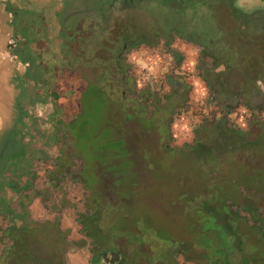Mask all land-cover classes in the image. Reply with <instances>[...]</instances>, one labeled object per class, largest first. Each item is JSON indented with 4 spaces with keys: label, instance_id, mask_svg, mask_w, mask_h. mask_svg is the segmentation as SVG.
<instances>
[{
    "label": "trees",
    "instance_id": "1",
    "mask_svg": "<svg viewBox=\"0 0 264 264\" xmlns=\"http://www.w3.org/2000/svg\"><path fill=\"white\" fill-rule=\"evenodd\" d=\"M208 2L212 3L207 4L202 0L200 2L207 8L208 13H192L191 28L180 29L182 39L199 46L195 70L206 88L205 105L208 108L207 113L202 115L192 129L193 145L189 149L181 150V153L193 154L196 165L192 178L200 184L202 182L200 190L190 192H194L195 198L199 200L192 203L190 214L184 215V230L179 240L184 242L185 246L181 250L158 246L152 241L145 244L141 240L137 241L140 235L133 227L127 229L122 225L132 217L141 188L133 171V153L125 148L120 129L114 132V123L108 118V111L103 117L104 129L107 131L97 137H102L106 145L115 142L117 150L106 147L110 154L102 152V161L109 168L118 170L102 173L104 177L111 178L103 189L104 184L100 183L94 169L85 176L79 173L75 178L86 186V198H94L96 203L86 207L91 208L90 213H76L82 233L91 241L89 251L92 264L101 259L106 264H175L176 256L180 253L192 254L194 264H264V211L250 198L264 195V97L258 98L261 96L260 87L264 85V20L262 17L257 18L260 25L258 32L262 37L258 40L248 38L244 34L240 35L242 26H236V22H240V16L238 19L234 17L236 10L231 4L214 0ZM235 14L238 15L239 12ZM193 20L196 21L195 26ZM168 43L165 42V45ZM69 56L71 60L72 57ZM172 56L175 62L180 61L181 55L172 51ZM89 57L87 66H97L91 80L96 83V77L101 76L105 81L102 86L96 83L97 88L94 91L103 102L110 104L112 101L106 94L108 90L103 87L108 80L104 71L110 66L117 80H120L128 75L129 66L123 65L120 60H116L114 64L112 61L110 63L111 59L105 61L107 65H102V61L93 56ZM83 61L84 57L81 59V62ZM167 81L172 86L168 94L155 97L154 92L146 91L137 96H128L137 102L139 99L138 104L143 108H146L142 104L145 99H150L152 110L147 114H141L139 108L134 112V104L123 101L135 87L131 89L127 85L117 84L115 90V100L120 104L117 110L122 112L123 119H126L125 116H132L136 118L139 126L151 127L157 135L159 147L163 149H167L169 125L162 127L164 115L159 114V110L168 114V122L175 97L181 100L187 92L183 83L175 84L177 82H173L170 76ZM161 98L164 101L162 103ZM127 106L130 111L124 113L123 110ZM241 107L249 113L248 117L243 116V128L235 123V117ZM57 110L54 107L53 111ZM52 122L51 142L59 144L61 128L54 120ZM120 124L118 122L119 128ZM65 126L76 127L73 123L65 124L64 128ZM59 155L53 163V174L50 177L53 185L57 184L58 179L74 175L72 172L75 171L71 168L70 156L64 155V151H59ZM64 156L68 159L60 161L59 157ZM146 158L141 157L145 161ZM77 159L81 163L84 161ZM209 162H212V165ZM97 165V162H92V167ZM79 166L81 167L80 164L77 167ZM128 173L132 179L129 182ZM92 176L96 182L93 186L87 182ZM182 184L187 185L182 180L180 188ZM106 189L108 191L104 192ZM147 190L151 193V202L152 198H161L162 190L159 184L150 183ZM190 196L179 190V197ZM109 199L117 200L118 204L109 203ZM100 212L103 213V218H108L105 227L100 225ZM208 216L211 217V227L205 225ZM141 218L145 219V216L142 215ZM195 218L199 222L194 223ZM45 226H50L55 237L45 236L48 231ZM62 236L55 223L37 224L31 222L25 214L19 218L18 224L10 221L4 228H0V241L5 243L0 249V264H65L66 243ZM142 245H147L148 251L141 250Z\"/></svg>",
    "mask_w": 264,
    "mask_h": 264
},
{
    "label": "rangeland",
    "instance_id": "2",
    "mask_svg": "<svg viewBox=\"0 0 264 264\" xmlns=\"http://www.w3.org/2000/svg\"><path fill=\"white\" fill-rule=\"evenodd\" d=\"M31 1L32 7L40 11L45 10V13L50 16L48 17L49 36L53 35L58 39L69 41V44L73 42V40L75 41V43L71 45V49H69V44L65 45L66 43H60L62 54L67 56L71 55L72 59L70 60L67 58L63 60L66 66L62 73V79L60 80L59 77H57L55 71V80L52 82L54 89L57 91V93L54 92L52 94L53 99L58 104H63L64 107L63 116L59 119L60 122H55L59 124L61 128L59 132L61 142L59 145H61L64 154L70 156L71 168L75 171L72 172L74 175L70 177L66 176L58 179L56 184L57 187L51 190V197L63 196L73 199L76 206L72 209H76L78 203L76 198L78 197L79 201H82V204L84 198H86V186H84L82 182L75 180L79 173L85 176L94 169L98 180H100L101 184H104L102 185V189L106 188L105 185L111 181L110 177H104L102 173H113L115 170H118V168H109L106 166L102 161L104 155L102 152L110 154L105 148L110 147L109 149H114L115 151L117 150L116 144L114 142L110 143V145H106L102 137H97L107 131L104 129L105 123L103 117L107 115L109 111L108 118L114 123V132L120 129L119 132L125 148L133 153V171L136 175V180L139 182V187L141 188L138 196L139 199L136 203L137 206L135 207V211H133L132 217L128 218L126 222H123L122 225L127 229L133 227V229L138 232L140 238L137 239V241L141 240L145 244L152 241L153 244L158 246L167 248L174 247L183 250L185 243L181 242L179 237L182 236L184 230V227H182L184 215L186 214L187 216V214H190L191 209H193L192 203L199 200L195 198L194 192H190L200 190L202 182L200 184L192 178V171L195 169L196 165L193 154H186L187 152L181 153V150L189 149L191 145H193L194 136L192 129L195 124L200 121L202 115H205L208 111L205 105L207 91L195 70L199 46L187 41L185 42V40H176L174 42H169L167 45L160 41H156L150 47H136L126 56V64L129 66L127 74L135 81V89L131 93H128V95H126L127 97L131 94L134 96H137V94H144L146 91L154 92L153 95L155 97L168 94L172 88L167 81L168 76L172 78L173 82H177L175 84L183 83L187 86H184L187 92L183 99L179 100L178 97H175V104L168 122V114L162 113L161 109L159 110V114L162 116L164 115L162 127L164 128L169 125V136L168 141H166L168 150L163 149L158 146L157 135L151 127L147 126L144 128L143 126H139L136 118L132 116H125L126 119H123L122 112L117 110V106H120V104L115 100V86L112 87V90L106 92L109 99L112 101V103L108 104L105 101L103 102L94 91V89L97 88V84L102 86V83H105L104 79H102L101 76H97L96 84L92 80H85V77L80 75L83 72L86 75L93 74L95 70L92 69L90 71L84 69L81 65L78 66L83 56L79 51L77 41L80 37L88 35L90 29L98 30L101 26L100 23L102 21L98 13L101 0ZM202 1L204 3L207 2V4L212 3L208 2V0ZM214 1H223L224 3L231 4L236 10L234 12V17L238 19L240 16V22L237 21L236 26L237 24L242 26V28L240 27V35L244 34L248 38H256L257 40L262 37L258 32L260 25L257 18L263 17L264 0ZM200 2L201 0H195L192 4L191 10L193 14L200 13L201 11L208 13L207 8L203 7ZM52 10L56 12L50 13ZM237 12H239L238 15L235 14ZM109 15L110 16H108L106 20L107 26H110L111 22L116 21L117 18H122L126 22L130 19L128 14L115 10L110 12ZM143 20L147 22L145 18H143ZM192 23L194 26L196 25V21L193 20ZM78 24H82V27L81 25L76 27ZM150 29L155 33L159 30L160 32L162 31L158 28L151 27ZM24 31L23 29L16 28L12 30L11 36L15 39L16 33L21 34L24 33ZM197 31L198 28L196 29V32ZM30 35L36 42L42 39V34L39 32H33L30 33ZM106 36L107 34L103 35V37ZM40 45L42 46V42L31 46V50L29 51L23 48L22 55H28L29 52H31V57L29 56L28 59H35L39 56H41L42 59L48 58L51 52H53L52 46H50L49 50H46L43 46L42 51ZM172 51L181 55L179 62H175ZM104 52L105 51H103V53ZM109 52L112 53L111 50H109ZM37 58L36 61L38 62ZM260 89L261 96H258V98L264 97V85H261ZM143 97L145 99V95H143ZM127 101L134 104V112H136L135 110L138 108L141 110V114H147L152 110L150 99H145L142 103L146 108L139 106V99L138 102L132 99H128ZM162 102L164 101L161 98L160 103ZM128 107L129 106L124 108V113L130 111ZM61 111L62 110L55 111L53 115L56 116V114ZM243 116L248 117L249 113L247 114V111L241 107L238 109V114L235 117L236 125L241 128L245 127V118L243 119ZM108 118L107 122L109 123L110 120ZM118 122L121 123L120 128ZM69 123L75 124L76 127L70 128L65 126L64 128V125H68ZM6 137L8 136L6 135ZM0 138L3 139L4 135L0 136ZM2 141L0 144L3 146L0 147V151H7V149L13 147L15 144V141L11 139H3ZM116 142L119 143V141ZM52 148V154L54 156L51 160L54 162L55 159L60 156V148L59 146H52ZM140 154H142L141 157L143 159L147 157V160L141 159ZM184 154H186V156ZM66 156L59 157L60 161H66L68 159ZM77 158L83 159V163ZM134 161L136 162L134 163ZM92 162H97L98 165L92 167ZM146 163L147 165H145ZM79 164L81 167H77ZM209 164L212 165V162H209ZM128 174L129 176L127 179L129 182L132 179L131 174ZM182 180L185 181L187 185L182 184V188H180ZM87 182L91 186L96 183L93 176L88 179ZM150 183L159 184L162 190H160L161 198L158 200L152 198V202L151 196L149 195L150 192H147ZM180 189L191 196L189 198L179 197ZM106 191L108 190H104V192ZM107 194H109V192H107ZM153 197L155 198V196ZM250 198L254 199L260 209L264 211V195L259 194L257 197L253 196ZM154 202L157 203L153 205ZM82 204L78 205L79 210L84 208ZM73 211H71L72 214L77 213L76 211L73 213ZM194 213L196 217V210ZM100 214V225L105 227L108 218H103V213L100 212ZM142 215L145 216V219L141 218ZM197 222L199 221L195 218L194 223ZM205 225L208 227L212 226L210 216L207 217ZM115 233H117V230H115ZM138 237L139 236H137V238ZM141 250L148 251V246L142 245ZM186 257L189 259H186ZM191 257L192 254H177L175 264H194V259Z\"/></svg>",
    "mask_w": 264,
    "mask_h": 264
},
{
    "label": "crops",
    "instance_id": "3",
    "mask_svg": "<svg viewBox=\"0 0 264 264\" xmlns=\"http://www.w3.org/2000/svg\"><path fill=\"white\" fill-rule=\"evenodd\" d=\"M31 2L0 0V136L15 141L7 151H0V228L10 221L18 224L19 218L25 214L37 224L55 223L66 243L65 264H92L89 251L91 241L82 233L74 211L90 213L91 208L86 207L96 204L94 198H84L82 204L77 197V208L72 209L76 206L73 199L50 195L51 190L57 187L50 179L54 169L52 146H59L63 152L61 145L51 142L52 121L61 119L64 108L63 104L53 99L52 94L57 91L52 82L55 71L57 77L62 79L65 68L63 60L69 56L62 54L60 43L67 45L69 41L49 36L50 16L45 10H36ZM55 12L52 10L50 13ZM16 28L25 31L16 33L13 39L12 30ZM33 32L42 34L39 42L30 35ZM40 42L41 49L44 46L49 50L52 46L53 52L48 58L36 57L37 62L36 58L28 59L31 52L22 55L23 48L29 51L31 46ZM54 107L62 110L55 118ZM3 139L0 138V143ZM108 202L118 204L117 200L109 199ZM79 204L84 206L82 210H79ZM45 228L48 230L45 236L55 237L50 226ZM4 244L0 241V249ZM94 264L106 262L101 259Z\"/></svg>",
    "mask_w": 264,
    "mask_h": 264
},
{
    "label": "flooded vegetation",
    "instance_id": "4",
    "mask_svg": "<svg viewBox=\"0 0 264 264\" xmlns=\"http://www.w3.org/2000/svg\"><path fill=\"white\" fill-rule=\"evenodd\" d=\"M194 2L195 0H101L98 10L101 26L96 29L97 31L90 29L88 35L80 37L77 41L79 51L85 58L81 66L90 71L97 68V66H87L90 61L89 56L102 61V65H107L105 61L110 59V63L112 61L114 64L116 60H120L123 65H127L126 56L136 47H150L156 41L161 43L184 41L180 37V29L191 28L190 19L193 13L191 7ZM114 10L128 14L129 21L117 18L107 26L109 13ZM262 19L264 20V14ZM79 25L82 27V24L76 27ZM151 27L161 29L163 32L159 30L155 33L150 29ZM106 34L107 36L103 37ZM74 43L73 40L69 44V49ZM107 68L104 72L108 80L103 85L106 90H112L114 86L116 90L117 84L127 85L131 89L135 87V81L130 75L117 80L113 69L110 66ZM80 75L88 81L93 78V74L86 75L83 72ZM128 99L129 97L125 96L123 101Z\"/></svg>",
    "mask_w": 264,
    "mask_h": 264
},
{
    "label": "built area",
    "instance_id": "5",
    "mask_svg": "<svg viewBox=\"0 0 264 264\" xmlns=\"http://www.w3.org/2000/svg\"><path fill=\"white\" fill-rule=\"evenodd\" d=\"M236 123V122H235ZM238 126V125H237Z\"/></svg>",
    "mask_w": 264,
    "mask_h": 264
}]
</instances>
